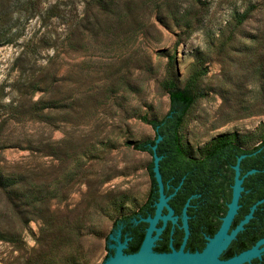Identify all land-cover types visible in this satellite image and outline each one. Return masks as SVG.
<instances>
[{
    "label": "rangeland",
    "instance_id": "rangeland-1",
    "mask_svg": "<svg viewBox=\"0 0 264 264\" xmlns=\"http://www.w3.org/2000/svg\"><path fill=\"white\" fill-rule=\"evenodd\" d=\"M192 77L188 155L263 140L264 0H0V264L106 263Z\"/></svg>",
    "mask_w": 264,
    "mask_h": 264
},
{
    "label": "flooded vegetation",
    "instance_id": "flooded-vegetation-1",
    "mask_svg": "<svg viewBox=\"0 0 264 264\" xmlns=\"http://www.w3.org/2000/svg\"><path fill=\"white\" fill-rule=\"evenodd\" d=\"M258 158L242 156H160L159 171L166 198L161 214L171 216L159 218L154 230L153 251L169 253L174 250L203 252L221 230L217 257L228 260L251 249L264 238V181L256 167H248L245 161ZM155 157L151 155L147 165L150 188L146 200L137 210L129 214L127 230L124 223L116 226L121 231V240L128 242L146 235L160 198V186L156 179ZM252 170H254L252 172ZM255 174V175H254ZM239 182V193L234 211L226 221ZM122 237H124L122 239ZM139 246V248H140ZM264 243L259 245V249ZM240 264H264V251Z\"/></svg>",
    "mask_w": 264,
    "mask_h": 264
},
{
    "label": "trees",
    "instance_id": "trees-1",
    "mask_svg": "<svg viewBox=\"0 0 264 264\" xmlns=\"http://www.w3.org/2000/svg\"><path fill=\"white\" fill-rule=\"evenodd\" d=\"M195 77H192L184 87H178L173 80H167L164 82V87L169 93L170 106L168 112L161 119H145L152 125L155 130V136L151 139L144 140L135 145L137 149L147 151L151 155H154L153 146L156 145V153L159 156H187L180 139V128L183 119L194 103L196 97L195 91ZM161 136V139H157ZM205 156H240L246 155L247 157H256L258 159L253 161H245L248 167H256L257 174H263L262 180L264 181V138L263 140L254 145L251 148H245L234 142L233 140L226 139L224 137L214 140L207 149ZM255 175V174H254ZM264 196L263 192L260 194ZM130 215H125L116 221V225L119 222L124 223L122 233L124 235L127 230V221ZM124 237H122L123 239ZM142 236L137 240L128 242V246L125 249L126 253H133L139 249ZM114 252L109 248V255Z\"/></svg>",
    "mask_w": 264,
    "mask_h": 264
},
{
    "label": "water",
    "instance_id": "water-1",
    "mask_svg": "<svg viewBox=\"0 0 264 264\" xmlns=\"http://www.w3.org/2000/svg\"><path fill=\"white\" fill-rule=\"evenodd\" d=\"M160 139L161 136L157 139V141ZM153 149V156L155 157L154 172L160 186V198L157 203L155 215L153 217L148 216L147 218L143 219L145 221H148L150 224L147 228V232L142 241V244L136 252H125V249L127 248V239L121 240V231L117 230L116 237H114L117 245L113 243L110 244V248L113 249L114 252L109 255L110 259L104 264H240L241 262L248 260L253 256L260 255V252L264 251V246L260 249L258 248L261 243H264V238H262L251 249L246 250L239 255H236L228 260L219 259L217 257V254L219 252L217 247L223 230L217 233V235L211 240V242L203 252L190 253L184 252L182 249L178 251L174 250L169 253H158L153 251V241L157 234L160 232V228L156 227V223L159 218L166 219L170 217L172 213V210H170V213L168 215L161 214V208L165 203L166 198L163 194V184L158 167L160 156L156 153V145L153 146ZM253 171L254 170H252V172ZM239 182L240 180H238L235 185V195L233 202L231 203V210L226 217V221H228V219H230L233 214L234 204L237 200L240 189ZM154 230L157 231V234L155 236H153Z\"/></svg>",
    "mask_w": 264,
    "mask_h": 264
}]
</instances>
